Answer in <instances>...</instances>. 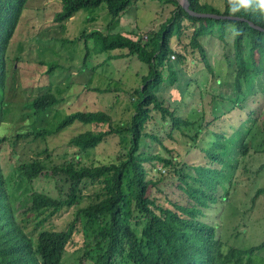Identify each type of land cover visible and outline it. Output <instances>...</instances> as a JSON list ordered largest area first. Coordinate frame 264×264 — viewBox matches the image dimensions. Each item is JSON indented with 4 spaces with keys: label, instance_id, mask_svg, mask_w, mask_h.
I'll list each match as a JSON object with an SVG mask.
<instances>
[{
    "label": "trees",
    "instance_id": "16d2710c",
    "mask_svg": "<svg viewBox=\"0 0 264 264\" xmlns=\"http://www.w3.org/2000/svg\"><path fill=\"white\" fill-rule=\"evenodd\" d=\"M140 1L144 0H61L60 9L53 16V22L60 26L79 11L96 10L102 5L109 16L105 33L92 29L72 41L62 40L70 43L83 40L86 51L84 62L90 56L87 43L91 41V52L94 54H108V59L136 57L147 65L148 73L140 78L141 86L132 93L133 115L121 127L114 126L111 117L105 112L77 111L65 115L57 125L50 128L18 132L12 137L3 136L0 132V264H61L77 224L84 234L82 259L85 257L90 261L86 264H264V258L257 256L264 250V242L252 247H229L224 251L221 240L216 236L215 227L201 220L204 209L218 201L228 200L227 194L216 196L218 188L228 179L225 177L227 155H239L242 160L248 156L254 142L252 126L236 142L233 152L227 155L224 154V142L227 139H223V135H215L216 139L211 147L204 150L210 165L195 166L194 176H184V180H189L183 187L188 205L174 204V210L156 204L148 196V189L156 186V182L147 180L144 168L145 163L152 161L161 162L165 167L171 166L172 161L159 155L140 152L143 138H151L162 144V141L146 131L147 124L153 120L156 112L161 115L162 121L170 122V139H174L175 132L181 133L193 123L189 118L181 119L174 110L176 104L181 102L184 90L192 82L183 70L185 56L171 48L173 37H180L184 29L182 23L189 22L196 27L192 30L188 47L199 53L200 61L209 72L212 69L202 40L211 37L226 47V36L234 35V71L230 84L233 91H236L235 100L240 95L244 100L242 86L253 77L264 79V14L255 10V4L250 9L241 8L232 13L229 0H224L222 11L207 8L199 0H187L189 9L197 14L239 18L216 20L189 15L177 0H149L174 6L171 16L157 32L150 34V37L146 36L145 40L139 37L135 40L122 32L113 33L119 28L121 18ZM27 2L28 0H0V121L6 81V54ZM250 24L263 30L253 28ZM229 28L230 32L227 31ZM114 51L125 52L110 55ZM228 58L227 55L226 59ZM44 64L43 62L42 65ZM49 64L48 72H52L56 65ZM216 82L220 84L218 80ZM164 85L170 88L168 97L159 94ZM200 96L202 98L201 94ZM162 97L166 102L168 99L171 108L164 106ZM219 99L221 102L222 98ZM224 100L231 102L232 99ZM235 100L231 104H235ZM62 101L55 93L47 91L35 96L30 101L29 108L34 115H39ZM216 106L217 104L212 106L215 118L219 117L216 116ZM231 108L235 109V105ZM196 113L204 120V110ZM195 114L191 113L190 117ZM249 120L248 118L247 122ZM255 121L252 125H255ZM74 122L106 125L103 130L79 133L67 141V146L75 148L78 156L95 149L110 136L126 135L129 146L125 151L122 150L114 162L86 166L74 158L49 166L52 150L47 139ZM190 132L192 131L182 132L186 139L183 144L194 147L200 131L193 132V135ZM5 144L11 147L12 154L17 157L13 155L16 164L13 169L18 171L19 178L26 185L33 189L35 181L40 177L56 178L63 175L69 183L65 198L54 199L33 190L29 196V206L16 215L9 200L6 181L8 174L1 167V149ZM256 152L264 154V147L256 149ZM212 164L216 166L213 167ZM263 168L264 164L259 169ZM229 184L231 185L230 182ZM261 194H264V187L255 192L252 201ZM82 200L86 201V205L80 206ZM70 208H76L74 218L62 230L46 228L51 217ZM30 219L32 228L28 229Z\"/></svg>",
    "mask_w": 264,
    "mask_h": 264
},
{
    "label": "rangeland",
    "instance_id": "374dc122",
    "mask_svg": "<svg viewBox=\"0 0 264 264\" xmlns=\"http://www.w3.org/2000/svg\"><path fill=\"white\" fill-rule=\"evenodd\" d=\"M60 2L61 0H28L25 5L6 54V81L0 121V132L3 136L12 137L18 132L53 127L65 115L77 111L105 112L111 117L112 124L118 127L126 124L133 115L131 96L134 90L141 86L140 78L147 75V65L136 57L108 59V54H94L91 52L93 47L91 41L87 43L90 56L84 62L86 51L83 40L80 39L76 43L62 42V40L72 41L83 32L92 29L105 33L109 16L105 12V6L102 5L96 10H81L60 26L53 22L54 14L60 9ZM199 2L217 11H222L224 8V0H199ZM173 8L171 4L157 1L137 2L121 18L119 28L113 33L122 32L135 40L138 37L145 40L146 36L150 37V34L161 28L171 16ZM182 24L184 29L180 37H173L171 48L185 56L183 70L190 76L192 82L184 90L181 102L176 104L174 110L181 119L189 118L193 122L186 127L192 131L191 135L197 130L200 133L194 147L184 145L186 139L182 132L189 131L185 129L181 133L175 132L174 139H170L168 136L171 130L170 122L162 121L161 115L157 112L153 114V120L147 124L146 131L162 141L163 145L154 139L143 138L140 152L167 158L172 161V165L165 167L158 161L144 164L147 180L156 182V186L150 187L147 194L156 201V204L172 210H174L173 205L177 203L182 206L188 205V197L183 187L189 180L187 178L184 180V176H194L195 166L210 165L204 150L211 147L216 139L215 135H223V139H227L224 142L226 143L224 154L227 155L233 152L236 142L241 140L245 131L252 126L255 144L253 142L251 145L248 156L242 160L239 155H227L228 168L225 170V177L228 179L223 182L221 188H218L216 196L227 194L228 200L218 201L204 209L201 220L215 227L216 236L221 240L224 251L229 247L257 246L264 242V194L257 196L254 201L252 199L255 192L264 187V168L259 169L264 164V154L256 152V149L264 147V79L251 78L242 86L244 100L241 95L235 100L236 91H233L230 84L234 71L232 55L234 35L226 36V47L211 37L202 40L212 69L209 72L200 61L199 53L188 47L192 30L196 27L185 21ZM227 31L230 32L231 29ZM124 52L114 51L110 55ZM227 55L228 59H226ZM245 58L248 61L247 53ZM49 63L56 65L52 72H48V66L51 65ZM248 67L251 70L250 64ZM217 80L220 84H217ZM47 91L55 93L63 101L46 113L34 115L29 108L30 101ZM169 92H171L170 88L164 85L160 88L159 94L168 97ZM219 97L222 98L221 102ZM225 98L232 100L225 101ZM163 100L164 106L171 108L168 99L167 102L165 98ZM234 100L236 103L231 104ZM215 104H217L215 108L218 107L217 118L212 109ZM232 105H235V109L231 108ZM171 106L175 107L173 104ZM200 110L205 111L204 120H201L200 114H195ZM191 113L195 115L190 117ZM248 118L249 122H247ZM254 121L255 125H252ZM105 128L106 125H83L74 122L54 137H49L47 143L52 150L49 166L68 162L74 158L86 166L116 161L122 150L125 151L129 146L126 135L107 137L95 149L80 156L76 154L75 148L67 146V141L79 133ZM11 150L7 144L2 147L1 167L5 174H8L6 181L9 200L16 215L29 206V196L33 190L54 199L65 198L69 187L65 176L40 177L35 181L32 189L19 178L18 171H14L16 170L13 169L16 165L13 161L15 155ZM21 158H24L22 154ZM84 205L86 201L82 200L80 206ZM75 210L76 208H70L59 212L50 218L46 228L62 230L73 220ZM28 215L32 217L31 214ZM31 222L30 219L28 229L32 228ZM84 240L81 226L77 224L61 264H78L80 258V264L90 262L85 257L82 259ZM257 256L264 258V250Z\"/></svg>",
    "mask_w": 264,
    "mask_h": 264
},
{
    "label": "clouds",
    "instance_id": "9594fccd",
    "mask_svg": "<svg viewBox=\"0 0 264 264\" xmlns=\"http://www.w3.org/2000/svg\"><path fill=\"white\" fill-rule=\"evenodd\" d=\"M229 4L231 5L232 13L239 11L241 8L250 9L255 4V10L264 14V0H229Z\"/></svg>",
    "mask_w": 264,
    "mask_h": 264
},
{
    "label": "water",
    "instance_id": "95a60500",
    "mask_svg": "<svg viewBox=\"0 0 264 264\" xmlns=\"http://www.w3.org/2000/svg\"><path fill=\"white\" fill-rule=\"evenodd\" d=\"M179 5L182 7L184 11H186L189 15L194 16V17H200V18H212L216 20H238L239 18H235L232 16H220V15H214V14H197L189 9V3L187 0H177ZM251 27L256 28L258 30H263L258 27L253 26L250 24ZM264 31V30H263Z\"/></svg>",
    "mask_w": 264,
    "mask_h": 264
},
{
    "label": "built area",
    "instance_id": "2783aa9c",
    "mask_svg": "<svg viewBox=\"0 0 264 264\" xmlns=\"http://www.w3.org/2000/svg\"><path fill=\"white\" fill-rule=\"evenodd\" d=\"M171 58L174 59V56H172Z\"/></svg>",
    "mask_w": 264,
    "mask_h": 264
}]
</instances>
